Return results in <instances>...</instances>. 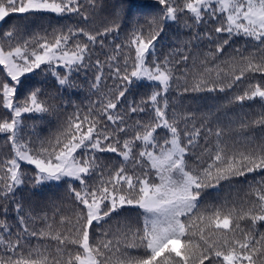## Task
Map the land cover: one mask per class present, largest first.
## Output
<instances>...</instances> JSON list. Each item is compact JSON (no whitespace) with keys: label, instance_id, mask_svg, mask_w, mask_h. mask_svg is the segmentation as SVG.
Listing matches in <instances>:
<instances>
[{"label":"trees","instance_id":"16d2710c","mask_svg":"<svg viewBox=\"0 0 264 264\" xmlns=\"http://www.w3.org/2000/svg\"><path fill=\"white\" fill-rule=\"evenodd\" d=\"M25 1L7 2L0 49L26 66L60 42L82 60L59 76L40 65L16 87L0 66V264H78L87 228L98 264H264V37L214 5L193 16L196 0L16 13ZM139 51L163 86L133 76ZM75 143L80 179L42 184L20 161L14 172L16 155L53 164ZM145 191L156 207L139 206ZM91 203L101 217L89 223Z\"/></svg>","mask_w":264,"mask_h":264},{"label":"rangeland","instance_id":"374dc122","mask_svg":"<svg viewBox=\"0 0 264 264\" xmlns=\"http://www.w3.org/2000/svg\"><path fill=\"white\" fill-rule=\"evenodd\" d=\"M9 0H0V22L7 16L9 6L7 4ZM12 1V0H10ZM211 5L216 6L220 11H222L227 19L228 25L238 28H244L248 33L254 36L264 37V0H196V2L190 6L189 11L193 16L200 15L202 10L211 8ZM9 7V8H8ZM15 7V12L18 14H24L26 12H50L54 14L61 13V8L50 4L48 2H43L42 0H26L23 4ZM144 51H139L137 54V69L133 73V76L138 80L144 79L147 81L159 82L162 86L166 82V77L161 75L153 76L143 65L142 60L146 55ZM20 51L15 49L14 51H2L0 49V66L6 71L7 77L10 81L14 82V86L18 85V81L30 74L38 66L44 64H51L53 69H55L56 76H59L60 69L67 71L72 65L80 64L82 57L81 52L67 54L62 51V46L60 42L49 45L43 51H41L37 56L33 57L31 62L28 64L19 65L20 62H27V60H21ZM29 66V67H28ZM15 88L9 85L5 86L4 89V106L7 109L12 110V99L14 96ZM13 117H15L12 125H6L5 129L12 130L18 123L22 111L15 110L12 112ZM13 127V128H12ZM170 143L174 147L177 155L181 157V147L176 139H171ZM63 153H61L57 161L53 164L40 163L29 159L25 154L16 155L15 161H13L14 172L17 170L18 162L26 163L32 165L37 172V180L39 183H54L63 178H70L72 180L80 179L82 175L86 174L85 168L79 163L76 154H79L81 150L80 145L70 144ZM16 158H18L16 160ZM139 206L146 208H154L157 206L156 201L150 197V195L145 191L143 198L140 200ZM89 223L91 221L97 222L101 217L100 215V204L91 203L87 205ZM88 228L84 233V240L82 242V249L84 250L83 255L78 259V264H98L97 260L93 257L90 249H88ZM228 256L223 257L224 264H235L237 262V257L235 254H227ZM242 261V260H239Z\"/></svg>","mask_w":264,"mask_h":264}]
</instances>
